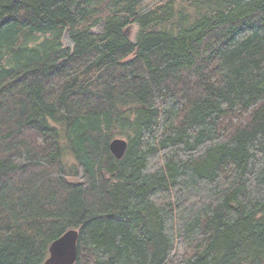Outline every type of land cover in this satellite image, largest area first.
I'll list each match as a JSON object with an SVG mask.
<instances>
[{
  "label": "trees",
  "instance_id": "1",
  "mask_svg": "<svg viewBox=\"0 0 264 264\" xmlns=\"http://www.w3.org/2000/svg\"><path fill=\"white\" fill-rule=\"evenodd\" d=\"M70 228L75 264H264V0H0V264Z\"/></svg>",
  "mask_w": 264,
  "mask_h": 264
},
{
  "label": "water",
  "instance_id": "2",
  "mask_svg": "<svg viewBox=\"0 0 264 264\" xmlns=\"http://www.w3.org/2000/svg\"><path fill=\"white\" fill-rule=\"evenodd\" d=\"M130 27L127 28V35ZM129 142L123 137H116L110 142V150L117 159L126 154ZM80 231L70 228L52 241L49 256L43 264H75L78 259Z\"/></svg>",
  "mask_w": 264,
  "mask_h": 264
},
{
  "label": "rangeland",
  "instance_id": "3",
  "mask_svg": "<svg viewBox=\"0 0 264 264\" xmlns=\"http://www.w3.org/2000/svg\"><path fill=\"white\" fill-rule=\"evenodd\" d=\"M137 30H138V26H136V25L130 27L129 34L132 38L135 37ZM51 38H52L51 33L45 34V35L43 34V35H39V36H34L31 39H29L28 44L30 46L42 45V44H45V42L50 40ZM61 42H62L63 46H65V47H72L73 46V41H72V38L70 36L69 31L66 30L63 33ZM120 137H122V136H120ZM65 159H66V163H68L69 166H71L75 162V159L69 153L65 156ZM73 178H76V177L73 176Z\"/></svg>",
  "mask_w": 264,
  "mask_h": 264
}]
</instances>
